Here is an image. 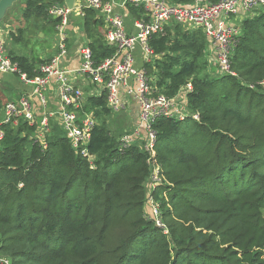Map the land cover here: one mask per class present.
Here are the masks:
<instances>
[{
	"label": "trees",
	"instance_id": "1",
	"mask_svg": "<svg viewBox=\"0 0 264 264\" xmlns=\"http://www.w3.org/2000/svg\"><path fill=\"white\" fill-rule=\"evenodd\" d=\"M165 1L189 7L197 0ZM18 4L23 26L8 33L13 44L27 48L34 31L37 38L56 35L60 19L48 12L64 0ZM125 8L133 20L145 19L141 7ZM82 14L86 47L99 65L116 48L107 44L98 13ZM147 45L155 55L144 64L152 96L173 98L192 86L184 119L152 125L159 182L149 189L152 166L142 147L120 149L125 123L115 125L105 91L87 92L76 111L96 121L90 159L72 148L54 121L45 148L35 138L37 124L20 119L4 125L0 256L10 264H264V6L240 22L233 75L209 70L200 30L171 21ZM6 51L17 75L28 79L40 77L39 67L51 59L33 50ZM149 198L162 227L147 212Z\"/></svg>",
	"mask_w": 264,
	"mask_h": 264
},
{
	"label": "built area",
	"instance_id": "2",
	"mask_svg": "<svg viewBox=\"0 0 264 264\" xmlns=\"http://www.w3.org/2000/svg\"><path fill=\"white\" fill-rule=\"evenodd\" d=\"M127 3L141 7L145 12V19L133 21L134 32L126 30L124 19L116 13L115 4L111 0L107 3L100 0H76L73 10L81 17L83 9H92L98 13L105 25V40L107 44L115 47L116 51L110 59L95 65L84 37V47L79 55L80 64L75 69L62 66L63 60L69 54L67 27L73 10H68L65 5L51 8L49 15L60 19L55 53L49 62L39 67L41 76L33 79H28L24 74L17 75L19 68L7 55L0 29V72L16 75L23 83L31 85L33 96L40 101L42 109V117L37 120L28 97L22 96L17 102L7 103L0 118V142L4 138L2 127L9 124L16 126L17 121L21 119L30 126L37 124L35 138L43 145L45 137L50 134V123L56 118L53 112L46 111L45 95L54 84L57 87L60 104L56 116L64 135L73 149L90 159L87 145L96 121L92 115L81 117L76 112L82 107L84 94L74 85L72 77L81 74L92 89L90 94L99 96L105 91L108 107L113 113L127 110L131 103L135 102L137 121L133 129L123 132L120 149L125 150L137 145L150 155L148 163L152 166V179L149 183L151 190L159 182V167L154 161L156 134L152 125L162 118L184 119L188 114L186 95L192 90V86L188 83L173 98L151 95L150 79L144 64H152L155 55L147 45L148 38L154 34H162L165 26L171 21L182 25L185 30H200L207 40L206 55L209 64L213 62L220 74L233 75L230 57L240 35V22L252 17L262 8L264 0H220L216 4L197 0L189 7L173 5L165 0H127L121 7L125 8ZM137 48L143 60L141 67L136 66ZM193 118L198 119L197 115H193ZM148 206L153 209L149 216L162 227L158 207L150 198ZM0 264H10V261L0 256Z\"/></svg>",
	"mask_w": 264,
	"mask_h": 264
},
{
	"label": "crops",
	"instance_id": "3",
	"mask_svg": "<svg viewBox=\"0 0 264 264\" xmlns=\"http://www.w3.org/2000/svg\"><path fill=\"white\" fill-rule=\"evenodd\" d=\"M115 4V11L117 14L121 15L124 19V25L128 32H134L133 28V19L127 12L126 8L121 7V5L126 2L127 0H111ZM79 17V21H74L73 19H69V25L67 27V44L70 49L74 46L75 43H77L76 47V53L68 56L63 60L62 66L64 68H72L75 69L80 64V51L84 47V36L82 31V24H81V16L76 13L73 17ZM3 22L4 19H3ZM2 24V22H1ZM56 37V35H55ZM57 42V37L55 38ZM210 51V50H208ZM45 52L47 55L40 56L43 59L52 58V56L55 53V42L53 43L52 47L50 49H46ZM136 54H140V50L136 49ZM73 83L75 86L79 87L83 94H86L87 92L91 93L92 89H89L85 85H89V83L86 81V78L81 74H75L72 77ZM48 96H46L47 103H46V111L47 112H53L55 117L54 122L60 127L61 124L59 122V119L57 118V110L59 109V97L57 92V87L53 84L48 92L46 93ZM28 97L31 100L35 118L39 120L42 117V109L40 101L33 96V87L31 85L23 83L16 75H12L9 73H2L0 72V118L2 116V109L3 107L10 102H17L20 97ZM131 110L129 107L127 108V113L131 114L132 112L136 114L137 116V106L135 102L131 103Z\"/></svg>",
	"mask_w": 264,
	"mask_h": 264
},
{
	"label": "rangeland",
	"instance_id": "4",
	"mask_svg": "<svg viewBox=\"0 0 264 264\" xmlns=\"http://www.w3.org/2000/svg\"><path fill=\"white\" fill-rule=\"evenodd\" d=\"M19 1H17L12 7L11 9H9V11L7 12V14L4 17V21H2V24H0V29L2 30V38H3V42L5 47L9 50V49H13L16 54H29L28 51L29 50H33L35 55H39V56H45L47 55V53L45 52V50L50 46L52 47L53 43H56V37L54 34L51 33H47L46 36L43 38V36H41L42 33H40L38 36L39 38H37L36 36V32L34 31V39L28 44L27 48H24L23 45L21 43L13 44L8 36V33L10 31H14L17 30V28L22 27L23 24L21 25V21H19L20 19V9L21 6L20 4H18ZM77 12L75 10H73V12L71 13V19H73L74 21H79L80 18L79 17H73L75 16ZM135 58H136V66L137 67H141L143 65V60L140 56V54H136L135 53ZM208 68L211 72L213 73H218L217 68L215 67V65H213L210 63L208 65ZM96 92L98 93L99 90H96ZM46 96H48L47 94H45ZM87 95L84 94V97ZM129 109L131 110V106L129 107ZM130 118V119H129ZM115 125H117L116 123H119L120 126L123 125V122L125 123L124 128L125 130L129 131L131 129L134 128L135 123L137 121V116L135 113H131L128 114L127 110L121 111L119 113H117L116 118H115ZM124 130V131H125ZM150 211H152L153 213V209L151 206H148L147 212L150 215Z\"/></svg>",
	"mask_w": 264,
	"mask_h": 264
},
{
	"label": "water",
	"instance_id": "5",
	"mask_svg": "<svg viewBox=\"0 0 264 264\" xmlns=\"http://www.w3.org/2000/svg\"><path fill=\"white\" fill-rule=\"evenodd\" d=\"M19 0H0V24L3 21L5 15L11 9V7ZM76 0H64V5L68 10H73ZM41 36H43L41 34ZM77 43L70 49L69 54L72 55L76 53Z\"/></svg>",
	"mask_w": 264,
	"mask_h": 264
}]
</instances>
